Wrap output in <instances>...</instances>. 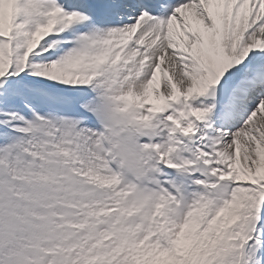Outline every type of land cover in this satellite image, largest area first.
Listing matches in <instances>:
<instances>
[{
	"label": "snow or ice",
	"instance_id": "1",
	"mask_svg": "<svg viewBox=\"0 0 264 264\" xmlns=\"http://www.w3.org/2000/svg\"><path fill=\"white\" fill-rule=\"evenodd\" d=\"M0 264H264V0H0Z\"/></svg>",
	"mask_w": 264,
	"mask_h": 264
}]
</instances>
